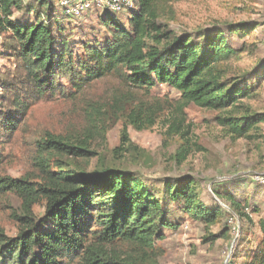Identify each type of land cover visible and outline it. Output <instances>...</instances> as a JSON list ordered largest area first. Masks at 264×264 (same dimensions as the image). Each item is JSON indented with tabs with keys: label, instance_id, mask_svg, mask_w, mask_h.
I'll return each mask as SVG.
<instances>
[{
	"label": "trees",
	"instance_id": "trees-1",
	"mask_svg": "<svg viewBox=\"0 0 264 264\" xmlns=\"http://www.w3.org/2000/svg\"><path fill=\"white\" fill-rule=\"evenodd\" d=\"M23 1L0 0V35L24 65L37 97L58 90L60 77L67 78L75 91L110 74L118 75L134 89L151 91L166 85L179 94L175 110L165 121L166 134L184 141L176 153L177 163L185 161L191 150L190 126L183 112L190 103L222 113L216 121L232 139L249 137L248 132L264 122V111L243 107V101L256 94L252 79L264 77V58L243 70L245 65L235 62L253 55L255 48L246 50L244 40L240 47H232L225 36L234 34L244 39L261 25L259 22L233 21L176 33L161 21L172 0H134L127 24L112 12L101 14V22L108 29L105 38L95 46L87 45L86 58L76 64L61 33L65 30L58 24L61 36L55 39L51 27L39 17L43 12L33 8L36 16L32 22L14 18V10L22 9ZM35 3L38 9L50 7L47 0ZM56 44H60L57 51ZM123 101L127 102L126 96L119 99ZM15 106L9 114H2L0 121L9 133L29 108L26 101L15 100ZM160 109L138 102L126 118L135 128L143 129L154 124ZM92 126L98 132L99 126ZM126 145L129 138L124 127L119 148ZM37 146L35 173H30L34 181L28 176L0 175V194L14 193L21 212H13L19 224L14 237L0 229V264H145L158 256L155 242L164 239V231L178 226L176 220L168 218L166 204L173 203L206 225L220 215L219 209L199 199L192 176L163 182L160 198L142 179L118 167L69 170L72 165L79 167L78 159L93 154L85 140L46 133ZM3 164L0 152V168ZM42 200L44 213L34 218L31 208ZM228 200L240 207L232 197ZM242 216L251 222L248 214ZM259 227L261 240L241 264H264V220H259ZM226 234L224 231L222 235ZM215 239V235L205 236L208 242ZM117 244L124 245L125 250H118Z\"/></svg>",
	"mask_w": 264,
	"mask_h": 264
},
{
	"label": "rangeland",
	"instance_id": "rangeland-1",
	"mask_svg": "<svg viewBox=\"0 0 264 264\" xmlns=\"http://www.w3.org/2000/svg\"><path fill=\"white\" fill-rule=\"evenodd\" d=\"M36 1L24 0L22 9L14 10V18L32 22L35 11L43 12L38 13L39 17L51 27L55 39L61 36L57 32L59 24L65 30L61 33L69 42L72 62L79 64L86 58L87 45L103 42L108 29L101 22V14L84 12L64 17L59 15L58 0H47L48 10L38 9ZM127 16L119 15L124 24ZM244 20L261 25L244 39L234 34L225 36L232 47H240L244 40L246 50L255 48L253 55L235 62L244 64L243 70H247L264 58V0H172L161 21L178 33ZM5 46L0 35V121L2 114L16 109L15 100L26 101L29 108L12 132L5 131L0 123V152L4 162L0 175L28 176L34 181L30 173H35L37 143L46 133L71 140L79 138L86 141L87 150L93 154L78 159L79 167L72 165L69 170L91 172L103 166L118 167L142 179L160 198L163 182L192 176L197 182L199 199L206 206L219 209L215 222L206 225L182 213L173 203L166 204L168 218L176 220L178 226L164 231V239L155 242L158 256L145 264H241L252 254L262 237L259 220H264V186L254 180L255 175L264 174V122L251 129L249 137L232 139L216 121L222 113L190 103L183 112L185 123L190 126L191 150L185 161L177 163L176 153L184 141L179 136H168L165 125L179 100L175 90L166 85L155 86L151 91L134 89L118 75L110 74L79 91H75L67 78L60 77L58 90L37 97L26 78L24 65ZM57 48L60 44H56V51ZM252 82L256 94L244 100L243 107L252 106L263 112L264 77ZM122 96L127 97V102H119ZM138 102L161 108L152 126L137 129L126 118ZM92 125L99 126L98 132ZM124 127L129 145L119 148ZM115 148H119L117 152ZM228 197L239 202L240 207ZM19 207L20 200L14 193L0 194V229L8 237L18 233L19 224L13 212L20 215ZM31 209L34 218L42 216L45 201ZM243 213L248 214L251 222ZM224 231L226 236L222 235ZM209 235H215V241H205ZM115 247L125 250L122 244Z\"/></svg>",
	"mask_w": 264,
	"mask_h": 264
},
{
	"label": "built area",
	"instance_id": "built-area-1",
	"mask_svg": "<svg viewBox=\"0 0 264 264\" xmlns=\"http://www.w3.org/2000/svg\"><path fill=\"white\" fill-rule=\"evenodd\" d=\"M59 13L68 17L69 15L84 12H112L117 15L129 14L135 8L134 0H58ZM257 184L264 186V174L254 176Z\"/></svg>",
	"mask_w": 264,
	"mask_h": 264
}]
</instances>
